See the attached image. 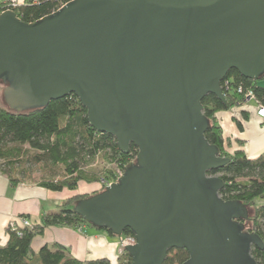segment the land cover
I'll use <instances>...</instances> for the list:
<instances>
[{
	"label": "water",
	"instance_id": "obj_1",
	"mask_svg": "<svg viewBox=\"0 0 264 264\" xmlns=\"http://www.w3.org/2000/svg\"><path fill=\"white\" fill-rule=\"evenodd\" d=\"M232 69L264 75V0H71L33 23L0 12L7 107L75 94L92 127L123 153L138 148L118 181L73 208L117 237L133 231L131 264H163L170 249L188 251L182 264H258L252 211L210 174L231 160L206 138L202 100L227 105Z\"/></svg>",
	"mask_w": 264,
	"mask_h": 264
},
{
	"label": "trees",
	"instance_id": "obj_2",
	"mask_svg": "<svg viewBox=\"0 0 264 264\" xmlns=\"http://www.w3.org/2000/svg\"><path fill=\"white\" fill-rule=\"evenodd\" d=\"M69 1L71 0H25L24 4L13 9L23 21L33 23ZM4 5L5 3L0 2L2 10ZM261 80H264V75L258 80H251L232 69L222 82L227 105L214 94H208L202 100V105L210 123L206 138L217 146L221 156L231 160L224 168L210 174H218L225 181V186L220 191L223 199H236L249 209L255 208L254 214L245 223L246 229L258 234L264 242V203L256 204L257 200L264 199V153L249 157L242 148L230 151V139L225 137L216 117L218 112L243 102L244 94L238 93L240 87L244 92L252 90L256 103L264 106V84ZM227 81L228 86L225 85ZM4 86L0 82V91H3ZM137 154L138 148L133 144L127 153H123L113 135L99 132L92 127L88 121L87 109L75 94L53 100L44 107L22 112L0 104V158L8 160L10 167V171H0L13 184L19 182L13 174L15 166H19L25 159L27 162L32 160L62 167L65 173L63 179L56 180L51 177L40 183L49 190L60 192L65 188L75 190L81 182L99 183L101 178L96 171L85 170L98 159L124 170L131 162L136 161ZM115 175L116 173L108 175L107 180L114 179ZM85 197L87 196H72L57 211L43 213L40 222L33 224L32 228L19 224H15V227L9 226L8 242L0 245V264H131L132 258L125 249L116 263L108 258L80 260L72 255L69 247L60 243L46 244L37 254L34 253L33 239L44 234L49 226L61 225L79 229L90 225L73 210L76 202ZM23 217L28 219L27 215ZM248 223H251L250 229L247 228ZM107 232L117 237L111 231ZM124 235L134 233L127 229ZM252 255L258 264H264V250L253 247ZM188 258L186 249H170L163 264H182Z\"/></svg>",
	"mask_w": 264,
	"mask_h": 264
},
{
	"label": "crops",
	"instance_id": "obj_3",
	"mask_svg": "<svg viewBox=\"0 0 264 264\" xmlns=\"http://www.w3.org/2000/svg\"><path fill=\"white\" fill-rule=\"evenodd\" d=\"M6 1L0 0L1 3ZM17 2L19 6L24 4L25 0ZM216 117L225 137L230 139V151L242 148L249 157L264 153V118L259 114L255 100L245 99L240 104L218 112ZM79 187L82 192L99 191L103 184L85 183ZM82 192L67 188L55 192L41 184L25 181L13 184L9 177L0 171V245L7 244L9 226L13 222L21 225L23 215H27L32 224L39 223L43 213L57 211L69 197ZM52 243L69 247L72 255L80 260L108 258L112 263H116L124 251L121 250L117 237L92 225H85L84 231L61 225L49 226L44 234L33 239L32 249L37 254L44 245Z\"/></svg>",
	"mask_w": 264,
	"mask_h": 264
},
{
	"label": "rangeland",
	"instance_id": "obj_4",
	"mask_svg": "<svg viewBox=\"0 0 264 264\" xmlns=\"http://www.w3.org/2000/svg\"><path fill=\"white\" fill-rule=\"evenodd\" d=\"M7 1H9V0H7ZM7 1L5 3H7ZM0 12H2V8H0ZM260 82H262L264 84V80H261ZM0 104L6 106L5 100L3 99V92L2 91H0ZM25 147H28V145H26ZM7 161L8 160L0 158V169H6V170L10 171V167L8 166ZM15 167H16V169L13 173L14 176L17 179H19V181H25L28 183L40 184L44 180L49 179L51 177H54V179H56V180L63 179V177L65 175L62 167H60V166L44 164V163H36L32 160L27 162L26 159L22 160V163L19 164V166H15ZM85 170L96 171L100 175L101 180L99 181V183L101 184L102 180L108 179V175L113 174V173H117L118 171L121 170V168L115 164L105 163V162H102L100 159H98L94 163H92L91 165L87 166ZM22 171H24V172H22ZM101 171H103V172H101ZM80 184L85 185V182L79 183L77 188L75 189V191L82 192L81 188L79 187ZM103 189H104V187L101 190H103ZM101 190H99V191H101ZM99 191L98 190H90L88 192H82V193L75 194V195L89 196V195H92V194L97 193ZM69 198H71V197H69ZM261 203H264V199L263 200L259 199L256 201L257 205H259ZM250 209L252 211V214H254L255 208L252 207ZM22 218H24V217H22ZM248 229H250V228H248ZM126 245H129V244L125 243V246Z\"/></svg>",
	"mask_w": 264,
	"mask_h": 264
},
{
	"label": "built area",
	"instance_id": "obj_5",
	"mask_svg": "<svg viewBox=\"0 0 264 264\" xmlns=\"http://www.w3.org/2000/svg\"><path fill=\"white\" fill-rule=\"evenodd\" d=\"M64 5V4H63ZM62 5V6H63ZM18 6V2L17 0H9L7 1V3H5V5L3 6V10H6V9H13L14 7H17ZM60 6V8L62 7ZM58 8V9H60ZM57 9V10H58ZM56 10V11H57ZM229 82L227 81L225 83L226 86H228ZM238 93L239 94H244V98L246 100H255V96H254V93L252 90H247L244 92V89L242 87L238 88ZM244 99V100H245ZM258 107H259V114L264 118V106H262L261 104L257 103ZM124 173V170L121 169L120 171H118L116 173V175L114 176V179H111V180H102V184H103V187L105 188L106 186L118 181V179L123 175ZM21 225L22 226H25V227H30L32 228L33 227V224L32 222L27 219V218H21ZM11 227H15V223H11L10 225ZM81 231H84V228H79ZM118 240H119V244L121 246V250L123 251L124 248H125V243H128V244H134L135 241H136V238L134 235H129V236H125V235H122L120 237H118Z\"/></svg>",
	"mask_w": 264,
	"mask_h": 264
}]
</instances>
